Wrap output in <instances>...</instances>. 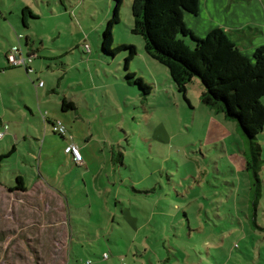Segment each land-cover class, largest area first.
I'll return each instance as SVG.
<instances>
[{
	"label": "rangeland",
	"instance_id": "obj_1",
	"mask_svg": "<svg viewBox=\"0 0 264 264\" xmlns=\"http://www.w3.org/2000/svg\"><path fill=\"white\" fill-rule=\"evenodd\" d=\"M27 2L38 14L29 20L30 28L18 13L15 17L22 32L34 35L51 56L40 75L44 88L54 92L41 110L35 106L34 116L20 106L18 87L7 91L11 103L0 101V116L6 110L12 116L3 119L8 133L0 147L7 152L11 135L22 136L17 150L1 160L0 179L15 189L17 176L26 184L42 178L59 192L62 205L43 187L19 196L0 190V264H264V193L257 205L258 228L251 205L247 211L244 203L247 174L238 171L247 147L243 134L236 120L201 102L199 78L187 84L192 106L183 99L168 68L148 54L142 35L132 30L133 0H121L113 39L114 46H136L129 70L151 86L145 98L122 80L124 50L115 58L101 56L114 0ZM14 44L25 49L24 39L16 37ZM63 95L76 100L77 108L62 110ZM12 104L22 107L27 119L17 117ZM45 116L60 120L74 136L89 169L61 161L62 136ZM28 130L35 138L23 140ZM257 139L264 160V131ZM159 185L168 191L159 205L169 216L148 220L157 211L149 193L138 190L156 186L157 193ZM197 192L204 197L196 198ZM174 212L178 217H171Z\"/></svg>",
	"mask_w": 264,
	"mask_h": 264
},
{
	"label": "trees",
	"instance_id": "obj_2",
	"mask_svg": "<svg viewBox=\"0 0 264 264\" xmlns=\"http://www.w3.org/2000/svg\"><path fill=\"white\" fill-rule=\"evenodd\" d=\"M199 1L133 0L131 13L134 27L132 30L142 35L144 48L148 54L168 68L173 86L181 93L189 106L192 105L187 96V84L197 77L203 85L201 102L214 112L222 113L225 118L236 120L247 146L243 152V163L239 170L237 169L239 172H246L249 181L248 200L244 203L247 204V211L249 204L252 207L254 225L262 228L256 224L255 219L257 205L264 193V178L261 175L264 160L261 157L262 145L257 139V136L264 131V104L261 101L264 97V45L255 48L252 55L248 57L221 28L211 30L204 37H197L191 29L186 27L184 16L187 13L196 14ZM120 3L121 0H114L112 15L102 31L101 56L115 58L118 52L124 50L122 80L128 85H136L141 96L145 98L151 93V86L129 70V62L137 54L136 46L133 44L114 46L113 28L120 21ZM26 13L28 16L37 17L29 7L25 6L21 16L23 26H27ZM61 108L66 110L75 107L72 102L63 100ZM12 152L13 150H10L0 154V162ZM16 178V187L25 189L22 177ZM159 186L161 190L157 193L156 186L138 190L149 193L157 211H152L156 220H160L161 216H169L167 211H163V206L159 205L160 201L165 204L168 191ZM231 186L228 190L231 191L230 196H233L235 191ZM201 197L204 196L197 192L196 198ZM232 202L231 200L230 203L235 206ZM247 211L244 218L248 223L250 216ZM177 214L178 212H174L171 217L176 218ZM182 214L187 220L189 219L186 210L182 209ZM230 214H232L231 209Z\"/></svg>",
	"mask_w": 264,
	"mask_h": 264
},
{
	"label": "crops",
	"instance_id": "obj_3",
	"mask_svg": "<svg viewBox=\"0 0 264 264\" xmlns=\"http://www.w3.org/2000/svg\"><path fill=\"white\" fill-rule=\"evenodd\" d=\"M25 6L29 7L38 17V14H36L27 0H18V3H11V0H0V101L10 102V96L7 94V91H11L14 87H18L23 93V95L19 98L21 102L20 106L28 109L30 114L34 116L35 106L37 105V107L41 110L42 103L49 102V99L51 98L50 92H54V88H44V82L43 85H39V81H43L42 76L40 75V66H44L42 62L46 58H51V56L45 55V53L42 52L44 50V47L41 45L42 42L36 45V38L34 35L22 32L21 26L18 24L15 15L17 13L19 14V17L21 18L20 20L23 24L21 16L23 15V8ZM25 15L27 26L24 27L30 28L29 20L36 17L28 16L27 13ZM184 21L186 26L198 36H205L208 32L215 28L223 29L234 40L240 51L248 57L252 55L255 48L260 45H264V0H200L197 13L185 14ZM16 37L20 40L24 39L25 49L21 47L22 51L25 54H33V59L30 62L32 70H28L24 65H14L11 62L9 47L11 45H15L14 40ZM29 97L32 99L31 104L28 101ZM63 100L72 102L75 107L73 109L77 108L78 104L73 98H68L63 95L61 97V104ZM12 106L16 111L17 117L27 119V115L22 113V107L14 106L13 104ZM3 113L4 115L0 116V123H2V125L5 123L3 120L4 118H8L9 116L12 117L7 110L3 111ZM45 121L52 125V123L56 120L45 116ZM30 131L31 130H28L26 136L23 137V140L29 141L32 137L35 138V134ZM15 133L18 135L17 138L14 137ZM15 133L12 135L9 133L11 135L13 145L7 152L10 150L15 152L17 150L18 140L22 136L19 132ZM2 138H5V136ZM62 140L63 144L61 143L60 151L58 152L59 157L61 156L62 158L61 161L64 163L72 162L78 167L87 166L89 169V162L85 156H83L84 162L82 164H77L74 162L72 156L64 151L65 146L69 142L73 141L77 144L74 136L67 131V133L62 137ZM0 149V154L7 153L5 152L4 147H0ZM242 163L239 167H241ZM22 180L25 189H19L17 187H15V189H11L3 184L0 179L1 192L5 191L10 196H19L24 193L34 194L39 188L43 187L45 192L55 196L54 198L62 205L61 195L59 192L57 191V193L54 191L49 184H47L49 186L48 187L42 178H36L32 180L30 184H26L23 178ZM62 211L67 214L64 206H62ZM153 213L154 212L151 211L148 220L154 217L155 214Z\"/></svg>",
	"mask_w": 264,
	"mask_h": 264
},
{
	"label": "built area",
	"instance_id": "obj_4",
	"mask_svg": "<svg viewBox=\"0 0 264 264\" xmlns=\"http://www.w3.org/2000/svg\"><path fill=\"white\" fill-rule=\"evenodd\" d=\"M9 54L11 56V62L14 65H24L28 70H32L30 67V62L33 59V54L28 53L25 54L22 51V48L18 45L12 46L10 48ZM39 85H43V81H39ZM53 131L59 134H66V127L62 124L60 120H56L52 123ZM8 133V126L7 124L2 125V129L0 130V139L5 136ZM15 137V136H14ZM64 151L68 154H70L77 164H82L84 162L83 155L81 153L80 146L76 144L75 142L71 141L69 142L65 148ZM104 257H107V254H104Z\"/></svg>",
	"mask_w": 264,
	"mask_h": 264
}]
</instances>
